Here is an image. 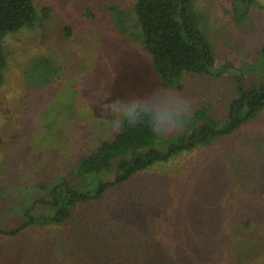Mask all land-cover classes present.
I'll use <instances>...</instances> for the list:
<instances>
[{
    "label": "rangeland",
    "instance_id": "374dc122",
    "mask_svg": "<svg viewBox=\"0 0 264 264\" xmlns=\"http://www.w3.org/2000/svg\"><path fill=\"white\" fill-rule=\"evenodd\" d=\"M136 1L34 0V22L4 37L0 229L17 228L30 207L48 213L37 201L78 158L117 135L113 101H124L127 117L148 110L164 124L189 102L183 127L158 134L165 152L189 124L226 123L238 77L264 81V0H194L225 67L216 76L185 73L176 90L158 86L135 25ZM0 264H264V109L78 205L62 225L0 235Z\"/></svg>",
    "mask_w": 264,
    "mask_h": 264
},
{
    "label": "trees",
    "instance_id": "16d2710c",
    "mask_svg": "<svg viewBox=\"0 0 264 264\" xmlns=\"http://www.w3.org/2000/svg\"><path fill=\"white\" fill-rule=\"evenodd\" d=\"M252 1L242 0L249 4ZM134 13L142 46L151 56L152 70L160 89L179 87L173 83L185 73L216 76L225 67L223 63L218 64L214 48L199 26L194 0H137ZM35 18L34 0H0V84L6 63L2 47L4 37L32 24ZM260 55L264 58V47ZM236 88L238 95L229 103L228 120L222 127H217L211 119L197 128L189 124L179 141L165 152L157 148L158 141L155 144L159 136L149 122L157 121L154 113L135 110L123 120L117 135L101 141L88 154L78 158L69 174L50 188L45 199L37 201L47 205L48 213L34 215L30 207L24 211L17 228L0 229V235L12 236L33 225H62L78 205L101 199L109 190L155 161L168 160L198 144H210L217 136L235 130L264 109V81L247 85L238 77ZM203 115L204 112L199 111L195 118L199 120ZM128 119L133 122L143 119V122L129 124ZM1 143L0 136V146ZM110 172L111 178L100 179L102 174ZM92 185L93 191L87 190Z\"/></svg>",
    "mask_w": 264,
    "mask_h": 264
},
{
    "label": "clouds",
    "instance_id": "9594fccd",
    "mask_svg": "<svg viewBox=\"0 0 264 264\" xmlns=\"http://www.w3.org/2000/svg\"><path fill=\"white\" fill-rule=\"evenodd\" d=\"M135 99L132 98L127 100L128 104L132 106V108H135ZM131 109L124 104V101L121 100H115L113 101L112 105V112H113V119L109 122L110 126L114 130H119L123 126V120L125 117L130 115ZM191 114V107L190 103L188 102L184 109L177 113L167 124H164L163 119L157 120V121H149L153 127V130L157 132V134L160 135H168L176 130L183 127L184 123L190 119ZM129 124H139L143 122V119L132 121L130 119L127 120Z\"/></svg>",
    "mask_w": 264,
    "mask_h": 264
}]
</instances>
